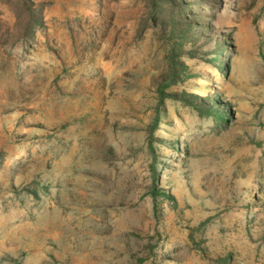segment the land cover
I'll list each match as a JSON object with an SVG mask.
<instances>
[{"label": "rangeland", "instance_id": "obj_1", "mask_svg": "<svg viewBox=\"0 0 264 264\" xmlns=\"http://www.w3.org/2000/svg\"><path fill=\"white\" fill-rule=\"evenodd\" d=\"M0 264H264V0H0Z\"/></svg>", "mask_w": 264, "mask_h": 264}, {"label": "trees", "instance_id": "obj_2", "mask_svg": "<svg viewBox=\"0 0 264 264\" xmlns=\"http://www.w3.org/2000/svg\"><path fill=\"white\" fill-rule=\"evenodd\" d=\"M218 118H220L221 116L217 115Z\"/></svg>", "mask_w": 264, "mask_h": 264}]
</instances>
